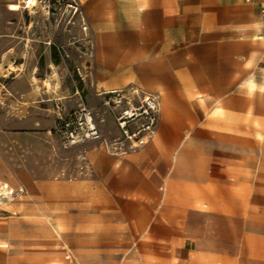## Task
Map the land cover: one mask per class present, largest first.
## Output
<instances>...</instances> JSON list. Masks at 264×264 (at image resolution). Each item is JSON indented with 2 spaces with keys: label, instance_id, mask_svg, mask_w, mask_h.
<instances>
[{
  "label": "rangeland",
  "instance_id": "1",
  "mask_svg": "<svg viewBox=\"0 0 264 264\" xmlns=\"http://www.w3.org/2000/svg\"><path fill=\"white\" fill-rule=\"evenodd\" d=\"M247 1L0 2V40H23L22 51L34 58L37 67L31 84L46 89L48 95L54 91L70 106L88 108L99 133L97 140L64 151L53 149L37 134L42 128L37 127L36 134L27 128L19 135V149L12 150L16 143L8 134L11 125L0 124V149L9 155V161L14 155L13 163L20 166V171L4 175L26 189L22 200L0 206V264H74L64 258L66 238L51 232L45 241L39 233L37 221L43 220L44 206L31 196L33 185L44 180L75 184L83 176L81 156L85 151L97 147L106 153H123L149 144L160 129L181 127V140L171 148L174 154L188 142L183 139L188 133L202 129L205 115L226 122L227 133L238 127L234 123L239 117L247 132L251 128L248 118L259 116L253 127L264 150V77L254 78L255 82L252 78L251 93L246 82L253 69L264 68V60H258L264 57V26L256 25L262 20L255 21L250 11L241 8ZM221 26L227 30L221 32ZM236 54L248 59L243 60L244 75L239 78L241 91L236 92L237 87L230 83L220 87L218 82L224 78L218 76L213 77L217 83L205 89L203 73L234 68ZM12 70L10 65L0 76L7 92L0 94V120L16 113L7 105L10 83L19 73ZM124 88L138 90L131 94V103L140 116L135 114L137 118L129 121L123 115L129 109L126 102L104 93ZM144 96L153 101L149 107L142 103ZM205 99L208 104L194 105ZM197 143L204 147L203 141ZM225 143L234 145L235 141ZM260 165L264 166V155ZM74 192L76 196V189ZM68 201L74 199L56 200L62 207ZM32 205L35 214L29 209ZM51 212L56 213L54 207ZM31 219L37 223L35 234L28 226Z\"/></svg>",
  "mask_w": 264,
  "mask_h": 264
},
{
  "label": "crops",
  "instance_id": "2",
  "mask_svg": "<svg viewBox=\"0 0 264 264\" xmlns=\"http://www.w3.org/2000/svg\"><path fill=\"white\" fill-rule=\"evenodd\" d=\"M247 3L241 8L250 11L255 21L262 20L256 25L264 26V0ZM224 30L227 27L221 26ZM22 44L23 40H0V76L10 65L12 71H19L10 83L7 104L16 113L0 120L11 125L8 134L16 143L11 149H19L23 129L36 134L37 127L42 128L37 134L53 149L73 150L88 143L64 149L51 133L55 105L69 112L81 104L70 106L54 91L48 95L46 89L31 84L37 67L34 58L22 51ZM243 60L248 59L236 54L234 68L206 70L204 88L211 89L217 83L213 77L218 76L224 78L218 82L220 87L230 83L241 91ZM256 77H264V68L252 70L246 80L249 92ZM112 90L116 89L104 93ZM208 103L205 99L194 105ZM218 103L222 106L224 101ZM24 113L29 116L23 118ZM258 118H248L251 128L245 132L239 117L234 123L238 127L227 133L226 122L205 115L202 129L188 133L183 138L188 142L174 154L171 148L181 140V127L160 129L155 140L127 152L106 153L97 147L85 151L83 176L75 184L44 180L33 185L31 198L44 206L43 220L37 221L39 233L45 241L51 232L66 238L64 258L74 264H264V166L260 165L264 150L253 127ZM228 139L235 144L225 143ZM198 141L204 142L203 148ZM11 159L0 149V184L7 188H0V206L26 195L22 184L4 175L20 171L14 155ZM59 198L74 199L73 212L63 214L56 202ZM33 205L29 209L35 214ZM36 224L32 219L28 222L33 234Z\"/></svg>",
  "mask_w": 264,
  "mask_h": 264
},
{
  "label": "built area",
  "instance_id": "3",
  "mask_svg": "<svg viewBox=\"0 0 264 264\" xmlns=\"http://www.w3.org/2000/svg\"><path fill=\"white\" fill-rule=\"evenodd\" d=\"M3 84H0V94H6ZM138 94V90H112L107 95L113 96L115 101L126 102L129 107L128 110L123 112L124 119L129 121L133 118H127L128 112L135 113L131 103V94ZM152 100L149 96L142 98V103L148 107L152 104ZM55 119L51 133L57 137L61 146L64 149L71 148L86 142L95 141L99 138L98 129L94 122L92 112L83 105L72 109L69 112H64L59 105L54 107ZM146 113V111H145ZM139 115V114H137ZM140 116V115H139ZM0 188L7 189L5 185L0 184ZM9 194H12V190H7Z\"/></svg>",
  "mask_w": 264,
  "mask_h": 264
},
{
  "label": "bare ground",
  "instance_id": "4",
  "mask_svg": "<svg viewBox=\"0 0 264 264\" xmlns=\"http://www.w3.org/2000/svg\"><path fill=\"white\" fill-rule=\"evenodd\" d=\"M249 83V82H248ZM250 84V83H249ZM250 86H251V84H250ZM251 88V87H250ZM249 88V89H250ZM111 91H107V92H105V94H108V93H110ZM251 92V91H250ZM250 94V93H249ZM229 113V112H228ZM127 115H128V118L129 117H133V116H135V114H132L131 112H128L127 113ZM232 115H233V112H232ZM228 118V117H227ZM229 128V127H228ZM230 140V139H229ZM262 160V159H261ZM192 202V201H191ZM194 203V202H193ZM60 208V207H59ZM74 208H76V202H74V201H68V202H66L65 203V206L62 208V209H64L65 210V212H63V214H68V213H70V212H73V210H74ZM50 213V212H49ZM58 225V224H57ZM60 225V224H59ZM8 247V246H7Z\"/></svg>",
  "mask_w": 264,
  "mask_h": 264
}]
</instances>
